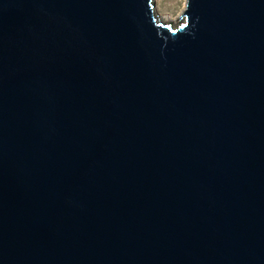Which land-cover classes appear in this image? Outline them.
Here are the masks:
<instances>
[{
  "label": "water",
  "instance_id": "water-1",
  "mask_svg": "<svg viewBox=\"0 0 264 264\" xmlns=\"http://www.w3.org/2000/svg\"><path fill=\"white\" fill-rule=\"evenodd\" d=\"M0 264H264V0H0Z\"/></svg>",
  "mask_w": 264,
  "mask_h": 264
},
{
  "label": "rangeland",
  "instance_id": "rangeland-1",
  "mask_svg": "<svg viewBox=\"0 0 264 264\" xmlns=\"http://www.w3.org/2000/svg\"><path fill=\"white\" fill-rule=\"evenodd\" d=\"M158 15L168 16L176 22L184 8L185 0H155Z\"/></svg>",
  "mask_w": 264,
  "mask_h": 264
},
{
  "label": "bare ground",
  "instance_id": "bare-ground-1",
  "mask_svg": "<svg viewBox=\"0 0 264 264\" xmlns=\"http://www.w3.org/2000/svg\"><path fill=\"white\" fill-rule=\"evenodd\" d=\"M159 19L161 21H163L164 23H167L169 22L170 20H172L171 18H169L168 16H161V15H158Z\"/></svg>",
  "mask_w": 264,
  "mask_h": 264
}]
</instances>
